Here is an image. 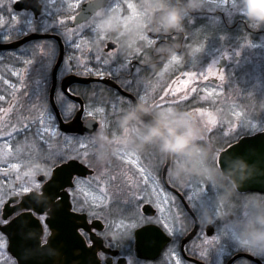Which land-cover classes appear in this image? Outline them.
Segmentation results:
<instances>
[{"label":"rangeland","instance_id":"obj_1","mask_svg":"<svg viewBox=\"0 0 264 264\" xmlns=\"http://www.w3.org/2000/svg\"><path fill=\"white\" fill-rule=\"evenodd\" d=\"M14 1L16 0L10 2L0 0V40H11L34 32L60 31L69 44L70 56L75 55L76 59L72 61V71L69 61L63 65L59 73V81L70 72H81L84 75V66L88 63L89 54L95 55L94 61L97 62L102 46L108 41L120 43L121 48L116 51L120 55L123 47H129L134 40H145L152 20L157 15L158 17L163 15L165 4L170 6V0H112L111 4L97 14L91 23L65 31L63 28H56L55 16L61 17V12L75 15L87 0H41L43 10L38 20H35L34 15L29 11L14 12L12 10ZM6 8L7 12L4 13ZM199 11H206L209 14L220 13L224 16L228 26L234 27L229 30V39L222 37L214 43L212 61L207 62L206 66H198L194 71L173 75L175 69L183 65L178 66L179 56L176 52L172 53L165 69L153 79L147 103L160 118L171 120L182 117V123L190 132L194 144L191 151L192 159L177 156L172 169L175 173L179 170L184 177L183 187L186 197L197 209L203 223L213 224L216 229L211 238L204 235L194 242L201 250L200 256H212L213 264H224L227 255L228 229L229 257L238 251H246L257 256L264 254L241 243L238 233L239 225L251 226L258 216L264 215V197L234 198L230 194H225V187L217 168V158L222 145L234 141L241 135L264 131V36L258 34L264 30V24L256 23L248 17L244 11L243 0H199L198 8L190 13L196 15ZM7 13L8 15H5ZM188 16V14L185 16L184 21L193 23L188 21ZM220 20L221 17L218 16L214 22L218 29L222 27ZM241 21H245L248 31L241 28ZM61 24H65V21L63 20ZM87 29L93 34L90 41L82 37V33ZM191 31L194 32L193 29ZM193 34L190 35L191 38L194 37ZM73 38L76 39L77 44L83 45V53L75 50V45L71 43ZM205 50L194 49L190 57L197 60L203 55L200 52L206 53ZM56 56V47L47 40L29 43L16 51L0 52V93L8 94L9 103L13 94L15 97L16 107L13 108L12 113H8V118L18 107H23L25 102L30 107H42L47 110L57 125L48 106L50 83L48 84L46 79L49 78L43 80L32 76L33 65H40L43 61H45L43 68L47 69L46 73L49 69L52 71ZM116 56L112 53L108 58L113 60ZM223 57L228 62V69L219 68ZM77 63L80 65L79 68L75 67ZM12 72L20 75H11ZM228 73L229 87L226 86L225 81ZM4 80H7V83H4ZM57 94V102L63 115L69 117L74 113V105L62 96L59 89ZM101 96H99L101 100H104V96ZM101 100L93 97L86 109V116L98 118L102 123L97 137L64 136L70 145L75 146L74 152L83 155L86 163L95 169V174L87 180L95 178L99 186L106 187V195L111 200L95 208L89 206L91 214L112 221L111 224H116V228L129 236L135 228V224L131 223L130 219L140 218L141 215V198L144 202L155 198L151 181L147 185L141 183L142 188L136 193L133 192L135 196L133 202H128L129 199L127 201L126 197L123 209L128 211L119 213L117 209L119 199L115 194V188L107 183V178L128 170L129 165L124 162L127 157L141 158L142 163L147 167L159 171L165 154L159 148L157 149L160 153L159 160H152L146 155L153 153V150L146 152L143 147L134 148L132 145L141 134L137 129L127 126L121 128L118 134H112L110 130L113 128H110V123L113 119L119 121L118 115L115 116V108L104 109L102 105L106 102ZM188 102L198 107L187 111L192 113L191 118L178 114V109L186 106ZM112 103L116 107L119 106L114 100ZM109 117L112 119L108 122ZM108 129L110 133L106 136L104 132ZM6 142V138L0 136V146ZM25 147L29 150L25 151ZM67 147L69 146L64 145L62 141L59 145L52 143L53 150L61 149L55 151H38L35 142H22L16 147L6 145L3 164L5 169L0 170V173L7 174L1 181L3 186L0 187V192L15 193L17 185L25 190L39 186L40 175L48 178L55 165L73 159L68 154ZM128 187L135 188L131 184ZM10 188L14 189L10 191ZM96 194L100 195L98 190ZM185 225L188 230L190 220L186 219ZM112 233L115 234L113 231ZM114 237L119 239L120 234H115ZM3 253L0 250V257Z\"/></svg>","mask_w":264,"mask_h":264},{"label":"flooded vegetation","instance_id":"obj_2","mask_svg":"<svg viewBox=\"0 0 264 264\" xmlns=\"http://www.w3.org/2000/svg\"><path fill=\"white\" fill-rule=\"evenodd\" d=\"M9 2L12 0H8ZM19 1L16 0L12 4V10L15 12L14 4ZM91 0H87L86 2H89ZM112 1V0H111ZM111 1L109 5L111 4ZM170 6L178 3L186 2V0H170L169 1ZM39 3L42 5L41 0H39ZM84 4V3H83ZM82 4V5H83ZM81 5V7H82ZM108 5V6H109ZM107 6V7H108ZM43 7V5H42ZM80 7V8H81ZM106 7V8H107ZM106 8L99 10L96 14H94L89 20L86 22L80 24V25H74L75 15H69L64 14L61 12L60 16H55V24L57 25L56 28H63L65 31H68L69 29L74 30L78 29L83 25L91 23L97 14L104 11ZM80 10V9H79ZM7 12V8L5 9L4 13ZM30 12V11H29ZM164 12V11H163ZM32 13V12H30ZM5 15H8L5 14ZM60 15V14H59ZM188 21H193V23L183 22V24L180 26V28L174 29L172 31H164L160 30L156 27V21L159 19L158 15L152 20L151 26L148 29L147 32V38L145 40H134L132 45L129 47H123L122 53L119 55L116 53V51L121 48L120 43H116L113 41H108L104 43V46L101 53L99 54L98 62L95 60V55L92 53L89 54L87 57L88 63L84 66V75L81 73L82 76L90 77V78H109L113 82H115L119 87L120 84H123L127 80H131L134 82V86H127V90H124L127 93H131L135 96L137 99L139 106L141 109L154 116L158 117L152 106L147 103L148 99L144 98V86L147 88L148 93H151V88L153 84V79L161 74V72L165 69L166 65L171 60L172 53L176 52L178 54V67L175 69V72L173 75H176L180 72H187V71H194L197 69V67H203L206 66L207 62L212 61V54L214 52V43H216L220 38L224 37L226 40L229 39V30L233 29L234 27H229L228 23L226 22L224 16H222L220 13L218 14H212L207 13L206 11H199L196 15L194 13H188ZM218 16L221 17L220 24L221 28H217V25L214 22H216ZM65 21V24H61V22ZM242 23V29L245 31H248L249 28L245 24V21H241ZM240 24V23H239ZM237 24V26L239 25ZM194 30L192 32L191 30ZM52 33L58 34L65 46V53L63 62L60 66L59 73L63 65L70 60V52H69V44H67L64 35L60 31H51ZM91 30L89 29L85 30L82 34V37L85 40L91 39L92 35ZM255 32V31H253ZM257 32V31H256ZM50 33V32H48ZM193 34V38H191V34ZM258 34L264 36V30L261 32H258ZM25 36V35H24ZM22 36V37H24ZM21 37V38H22ZM20 39L14 38L9 40H0V43H9L15 40ZM52 44L56 47L57 50V56L55 63L53 65V68L58 60L59 53H60V47L59 43L57 41H52ZM24 47V46H23ZM22 48V47H21ZM19 48V49H21ZM199 48L206 49V53L203 54L200 58L197 60L192 59L190 57L191 54L194 53V49ZM192 51V52H191ZM112 53H115L117 56L113 60H109V56L112 55ZM220 69H228V62L223 57V59L219 63ZM225 69V70H226ZM74 72H70L72 74ZM68 74V75H70ZM66 75L65 77H67ZM52 76V75H51ZM64 77V78H65ZM52 78V77H51ZM63 78V79H64ZM61 79V80H63ZM61 80L59 82H61ZM226 86L229 87V73L227 78L225 79ZM216 82V81H213ZM144 85V86H143ZM74 86V85H73ZM72 86V87H73ZM83 93L85 97H80L85 102V110L87 109V105L90 103V100H92L93 97H96L101 100L99 96L105 95V93H109V96L106 95L104 100H101L103 102H106L105 105H102L104 109L106 108H115V116L117 117L119 121H115L113 119L110 123V128H115L116 126H119V128H124L121 124V122L124 120V118L129 114L133 112V103L132 101L126 97L123 96L117 89H114L110 86H107L103 83H96L92 82L90 84L83 85ZM59 87V85H58ZM59 89V88H57ZM198 92V91H196ZM116 95L115 97H112L113 94ZM200 93V92H198ZM4 95V100L0 101V109L8 107L9 103V97L8 94L2 93ZM62 94V93H61ZM57 93H56V102H57ZM111 95V96H110ZM62 96L69 101L70 103H74L73 101L69 100L66 96L62 94ZM86 98V99H84ZM110 100L120 101L119 106L108 105V102ZM49 101V97H48ZM102 104V103H101ZM57 105L62 113L61 107L59 103L57 102ZM74 113H72L69 117H64L66 121L72 120V118L75 116L76 112L79 109V105L77 103H74ZM89 118H94L99 122V128L101 127V122L98 118L95 117H88L86 116V111L84 115V121H86ZM112 118L109 117L108 122ZM148 125L141 119L133 121L131 124L128 125V127L137 129L141 133L142 131L147 127ZM82 137H90L87 135H84ZM137 141V138L135 139V142ZM154 146V147H153ZM143 149L147 152L154 151L153 153H148V156L150 159L159 160L160 153L157 151L159 147L156 144H151L146 147H143ZM163 164L158 171L160 173L159 179L163 183V189L166 192V194L173 198L172 202L168 204H162V207H165L166 213L165 215L168 216L167 222L163 219L158 218V213L155 210V206H151V210L149 211L150 214H147L143 212V206L148 204L149 201L142 202L140 205V211L141 215L140 218H132L130 219L131 223L135 224V228L132 230V232L129 233V236L122 233L118 228H116V224H111L112 221H108L106 218L96 216L94 217L89 209L88 204H82L83 197L81 194L74 190L72 187L68 190L70 195V202L72 205V211L75 213H78L80 215H85L88 222V230L80 228L79 232L81 236L84 238L87 247L92 249L96 254L98 259L100 260L101 264H119L121 260L125 261V264H196L192 261H189L184 256L183 250H182V242L186 235L193 229L194 226V219L193 217L187 212L185 205L182 203L179 194H181L188 202L189 206L197 216L199 222H200V230L197 234V236L191 240L187 245L185 246V254L189 258L197 259L204 264H213L212 256L209 257H201L200 256V248L194 243L200 236H207L208 238H211L207 234V228L208 226L213 227V233L216 231L215 226L213 224H204L201 220L197 209L193 206L192 203L189 202V200L186 197L185 190H184V177L182 176L181 172L178 170L177 173L173 172L172 169L174 166V162L176 157L172 156V163L167 173V185H165L162 172L163 168L166 163V154L162 157ZM67 161V160H66ZM65 162V161H64ZM152 162V161H151ZM62 163V162H61ZM82 164L86 165L87 167L91 168L86 162H81ZM60 164V163H59ZM58 165V164H57ZM5 166L3 165L2 170H4ZM93 169V168H91ZM95 170V169H93ZM0 173V184L1 181L6 177L5 172ZM51 175V174H50ZM91 176L85 177L91 178ZM40 177H44L43 180H40ZM47 177L45 175H40L38 177V181L40 183L39 186H36L34 188H30L25 190L24 188L20 189L17 185V189L15 193H8V191L5 194H2L0 192V225L1 226H7L12 223V221L17 218L19 215L24 213H31L33 214L34 218L39 221L42 234H41V244L46 245L48 243V240L51 236V231L49 226L46 224L47 220V213L44 212L43 214H39L34 210H19L18 206L22 203L23 197L26 195H29L33 192L40 193L42 186L47 181ZM81 179V178H76ZM75 179V180H76ZM135 188L131 187V190L128 191V188H125L121 186L119 189L115 188V194L119 201L117 202L118 205V212H127L128 210H124V204L125 198L127 197L128 202H133L134 199V193L138 192V190L141 187V183L138 186H134ZM173 188L174 190L170 189ZM14 188H10V191ZM233 189H235L233 185ZM236 191V190H235ZM239 193L238 191H236ZM149 205V204H148ZM167 209H171V214L169 215L167 212ZM161 211H163L161 209ZM179 213V215H177ZM186 219L190 220V227L188 230H186ZM136 221V222H134ZM144 227H157L166 238L169 239V242L163 247L160 255L154 259V260H148V259H141L138 258L135 251V241H136V232ZM119 235V239H116L114 237V233ZM228 239H227V255L224 259V264L229 263V259L236 253L232 254L229 257V229H228ZM94 237L96 242H93L91 237ZM122 236V237H121ZM9 246L10 241L7 235L0 232V250L4 252L2 256L0 257V264H18V261L14 258V256L9 252ZM248 253L255 258H257L261 264H264V254L261 256H257L255 254L246 252V251H239ZM237 252V253H239ZM258 264L255 263L249 259L246 258H240L238 259L234 264ZM57 264V263H56Z\"/></svg>","mask_w":264,"mask_h":264},{"label":"water","instance_id":"obj_3","mask_svg":"<svg viewBox=\"0 0 264 264\" xmlns=\"http://www.w3.org/2000/svg\"><path fill=\"white\" fill-rule=\"evenodd\" d=\"M110 0H91L83 4L80 12L76 15L74 25H80L89 20L97 11L105 8ZM14 9L20 11H32L35 18L42 12L39 0H19L14 4ZM56 39L59 43L60 53L52 71V86L50 89V103L58 120L59 129L66 134H94L99 128V123L94 119L83 122L85 106L83 100L71 93L70 88L74 84L86 85L92 82L103 83L117 89L123 96L128 97L133 103V112L140 110L141 120L150 125L156 118L144 112L137 99L122 90L109 78H90L78 75H69L61 82V91L73 102L79 104V110L71 121H64L55 101L58 87V72L63 62L65 46L61 38L49 33H32L11 43H0V51H11L36 40ZM71 93V94H69ZM190 117V115H186ZM172 156L166 155V165L163 169V180L167 184V172L171 165ZM73 160L58 165L52 171V176L42 186L40 193L33 192L23 197L19 210H34L39 214L47 213L46 224L49 226L51 236L46 245L41 244V226L31 213H24L15 218L10 225L0 226V231L7 235L10 241L9 252L18 261V264H101L97 254L90 248L79 229L88 230V222L85 215L72 211L68 189L73 186L69 183V177L74 180L77 177H87L94 171L84 164L76 163L73 167L68 164ZM218 164L222 174L228 177L235 185L238 192H256L264 194V132L242 137L219 154ZM166 173V177H165ZM44 177H40L43 180ZM169 187V186H168ZM171 190H174L170 187ZM175 191V190H174ZM186 210L194 219L192 231L182 242V250L187 260L196 264L203 262L189 258L185 254V246L198 233L200 222L191 210L185 198L179 194ZM151 206L145 205L143 212L150 214ZM207 234L213 235V227L207 228ZM93 242L95 238L91 237ZM169 239L162 234L157 227H144L136 232L135 251L138 258L154 260ZM240 258L249 259L255 263L261 262L248 253L234 255L228 264H233ZM119 264H125L121 260Z\"/></svg>","mask_w":264,"mask_h":264},{"label":"snow or ice","instance_id":"obj_4","mask_svg":"<svg viewBox=\"0 0 264 264\" xmlns=\"http://www.w3.org/2000/svg\"><path fill=\"white\" fill-rule=\"evenodd\" d=\"M71 43L75 45V50L81 51V53H83V45L81 43L77 44L75 38L72 39ZM42 54L46 55V53L43 52ZM75 59L76 57L73 55L69 60V67L71 71L73 70L72 61ZM75 67L79 68V63H77ZM11 75L19 76L20 74H14L12 72ZM3 82L7 83V80H4ZM176 83H180V81H176ZM119 84L124 90H127V86H134V82L131 80H127L123 84ZM144 89V98L149 99L148 90L145 88V86ZM190 91H192V89ZM4 98V95L0 93V101H3ZM14 99L15 97L13 94V96L10 97L9 106L0 109V136L5 137L7 140L6 143L0 146V170H2L4 164L6 145L16 147L17 145H21L22 142H35L38 151H49L53 150V142L59 145L62 141L64 145L69 146L67 147V152L73 157V162L68 164L69 167H73L76 163L86 162L83 155H79L74 152L75 146L69 144V141L65 139V136L61 133L59 127L53 122L47 110L44 108L30 107L24 102L23 107H18L16 112L10 118H8V113H12L13 108L16 107L14 104ZM112 102L113 101L110 100L106 106L112 105ZM116 104L120 105V101L117 100ZM28 150L29 149L25 147V151ZM55 150L61 149L57 148ZM124 162L125 164L129 165L128 170L109 176L107 178V183H110L113 188L119 189L121 186L129 188V184L138 186L140 183H144L147 185L149 181H151L155 198L149 201L148 204L152 207L155 206L154 208L159 214L158 218L167 222L168 216L165 215L166 209L161 205L172 202L173 198L168 196L163 191V183L159 179L160 173L147 167L145 163H142L141 158L127 157L125 158ZM132 166H135V168ZM69 183L73 186L74 190L78 191L83 197L82 204H88L90 207L95 208L97 206L104 205L105 201L111 202L110 198L106 195V187L99 186L98 181L95 178L90 181L86 178L74 180V178L70 176ZM2 186L3 185L0 184V187ZM94 186H96V188H94ZM97 190L99 191L100 195L96 194ZM129 190H131V188H129ZM141 202H144L142 198ZM161 209L163 211H161ZM167 212L170 215L171 209H167ZM177 215H179V213H177Z\"/></svg>","mask_w":264,"mask_h":264},{"label":"clouds","instance_id":"obj_5","mask_svg":"<svg viewBox=\"0 0 264 264\" xmlns=\"http://www.w3.org/2000/svg\"><path fill=\"white\" fill-rule=\"evenodd\" d=\"M244 11L248 17L259 24H264V0H243ZM199 0H186V2L169 6L164 5L163 15L156 21V27L164 31H172L179 28L185 16L198 8ZM141 118L140 110L129 113L121 122L127 127L133 121ZM156 144L160 150L173 157L192 159L191 151L194 147L188 128L182 123V117L164 119L157 117L139 135L134 148H142ZM238 233L241 243L254 249L258 253H264V215L258 216L255 222L249 225H239Z\"/></svg>","mask_w":264,"mask_h":264},{"label":"trees","instance_id":"obj_6","mask_svg":"<svg viewBox=\"0 0 264 264\" xmlns=\"http://www.w3.org/2000/svg\"><path fill=\"white\" fill-rule=\"evenodd\" d=\"M242 26V25H241ZM45 63V61L42 62V64L40 65H33L32 67V76L33 78H42L43 80H45L47 77L49 78L48 80L46 79L47 83L49 84L50 83V77H51V69H49V71L46 73L47 69L43 68V64ZM79 73V72H78ZM81 74V73H79ZM83 87L82 85H74L72 87V92L76 95H80L81 97H85L84 93H83ZM110 94H113V93H110ZM108 95L109 96V93H105L104 96ZM111 96V95H110ZM116 95H112V97H115ZM86 99V98H84ZM187 105L184 106V107H181L180 109H178V114H182L186 111H189L191 109H195V108H198L195 104L191 103V102H188L186 103ZM112 134L116 135L118 134L121 130L119 128V126H116L115 128L111 129L110 130ZM109 129L107 131L104 132V135L106 136H109L108 134L110 133ZM230 143H226L224 145H222V148H225L229 145ZM222 184L223 186L225 187L224 188V192L225 194L227 195H231L232 197L236 198V197H239V198H242L244 196L242 195H238L235 190L233 189V186L228 182L227 179H224L222 177ZM248 196H251V195H248Z\"/></svg>","mask_w":264,"mask_h":264},{"label":"bare ground","instance_id":"obj_7","mask_svg":"<svg viewBox=\"0 0 264 264\" xmlns=\"http://www.w3.org/2000/svg\"><path fill=\"white\" fill-rule=\"evenodd\" d=\"M49 34H53V35H57V36H59L58 34H56V33H52V32H50ZM60 37V36H59ZM61 38V37H60ZM51 42L54 40V41H57L56 39H49ZM62 40V39H61ZM58 76H59V72H58ZM51 89V88H50ZM50 89H49V92H50ZM71 90H72V88H71Z\"/></svg>","mask_w":264,"mask_h":264}]
</instances>
